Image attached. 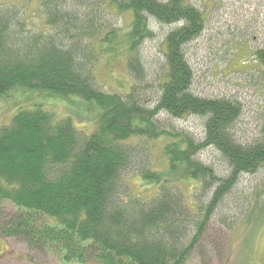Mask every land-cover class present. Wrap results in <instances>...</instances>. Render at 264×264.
Returning <instances> with one entry per match:
<instances>
[{"label": "trees", "instance_id": "trees-1", "mask_svg": "<svg viewBox=\"0 0 264 264\" xmlns=\"http://www.w3.org/2000/svg\"><path fill=\"white\" fill-rule=\"evenodd\" d=\"M74 5L85 8L82 18ZM110 6L130 23L109 29L100 45L110 53L117 42L125 52L134 79L127 91L108 92L96 84L85 43L102 26L91 0H42L54 35L31 31L15 10L0 6V97L23 89L45 99H81L83 117L92 125L83 131L72 116L58 117L55 109L33 101L16 107L10 122L0 126V237H14L67 263L187 264L226 193L241 175L264 167V118L258 137L243 141L236 131L243 112L239 101L193 92L195 71L186 50L206 26L196 6L187 0H110ZM152 20L179 26L165 36L159 94L149 104L138 89L145 82L140 49L154 35ZM252 61L264 87V46ZM160 115L203 118L204 138L166 129ZM159 138L168 139L164 173L153 169L148 145ZM208 148L226 161L228 176L197 158ZM129 172L156 187L154 194H125ZM180 181L212 191L197 220L176 189ZM6 202L14 212L4 211Z\"/></svg>", "mask_w": 264, "mask_h": 264}, {"label": "rangeland", "instance_id": "rangeland-1", "mask_svg": "<svg viewBox=\"0 0 264 264\" xmlns=\"http://www.w3.org/2000/svg\"><path fill=\"white\" fill-rule=\"evenodd\" d=\"M106 2L107 5L103 4ZM91 0L101 27L95 37L88 38L86 49L93 56V73L96 84L104 91L128 90L134 84L127 71L125 52L119 43L110 53L102 51L100 39L109 29L128 26L129 16L120 14L110 6V0ZM166 1V0H161ZM204 13L206 26L202 34L187 47L186 55L195 71L192 90L207 98H227L242 104V115L236 125L238 138L252 141L258 137L264 118V87L259 67L252 61L254 51L264 46V0H187ZM0 6L13 9L24 26L31 31L56 34L48 24L42 0H0ZM79 17L85 8L71 7ZM90 9V10H93ZM100 11V12H99ZM179 24L157 23L150 27L154 35L141 45L145 82L139 87L144 103L152 104L159 94V77L164 64L165 36ZM120 34V32H119ZM105 53V54H104ZM40 92L31 94L23 89L13 90L12 96L0 97V126L10 122L18 106L33 105V101L56 110L58 117L72 116L75 123L86 132L92 125L84 118L86 106L82 100L67 102L61 98H44ZM34 99V100H32ZM158 119L168 130L184 131L197 140L204 138V119L199 116L171 118L160 115ZM235 131V130H234ZM166 138L150 140L153 169L167 171L163 149ZM197 158L212 166L216 173L228 176L229 167L214 148L200 152ZM124 180L129 188L125 194L149 198L156 187L145 185L133 172L126 173ZM176 189L184 194L185 202L195 220L198 208L208 206L211 192L200 190V184L191 181L177 182ZM264 167L255 174H243L224 199L217 205L207 222L204 234L187 264H264ZM6 213L15 208L10 203L2 205ZM192 224V222H191ZM193 228V227H192ZM0 264H80L67 263L55 254L31 250L24 242L10 237H0ZM87 264H96L92 261Z\"/></svg>", "mask_w": 264, "mask_h": 264}]
</instances>
